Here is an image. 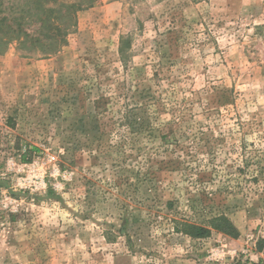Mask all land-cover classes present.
<instances>
[{"label":"rangeland","instance_id":"1","mask_svg":"<svg viewBox=\"0 0 264 264\" xmlns=\"http://www.w3.org/2000/svg\"><path fill=\"white\" fill-rule=\"evenodd\" d=\"M221 213L238 238L174 229ZM0 264H264V0H98L53 53L2 43Z\"/></svg>","mask_w":264,"mask_h":264},{"label":"trees","instance_id":"2","mask_svg":"<svg viewBox=\"0 0 264 264\" xmlns=\"http://www.w3.org/2000/svg\"><path fill=\"white\" fill-rule=\"evenodd\" d=\"M97 1L10 0L5 7L0 2V46L14 41L21 50L53 53L76 26L77 13ZM174 224L176 232L194 239L210 237L213 230L233 238L240 235L234 222L223 213L211 217L206 225L188 219H175Z\"/></svg>","mask_w":264,"mask_h":264}]
</instances>
